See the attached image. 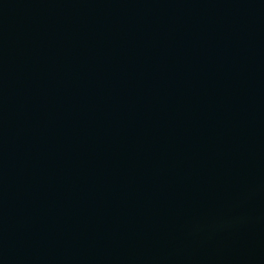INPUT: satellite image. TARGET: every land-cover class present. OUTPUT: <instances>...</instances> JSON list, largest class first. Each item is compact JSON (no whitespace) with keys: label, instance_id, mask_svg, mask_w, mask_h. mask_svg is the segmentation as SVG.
<instances>
[{"label":"water","instance_id":"1","mask_svg":"<svg viewBox=\"0 0 264 264\" xmlns=\"http://www.w3.org/2000/svg\"><path fill=\"white\" fill-rule=\"evenodd\" d=\"M0 264H264V0H0Z\"/></svg>","mask_w":264,"mask_h":264}]
</instances>
